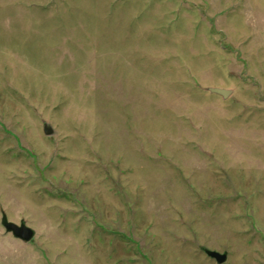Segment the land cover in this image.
<instances>
[{"label": "rangeland", "instance_id": "374dc122", "mask_svg": "<svg viewBox=\"0 0 264 264\" xmlns=\"http://www.w3.org/2000/svg\"><path fill=\"white\" fill-rule=\"evenodd\" d=\"M205 249L264 264V0H0V264Z\"/></svg>", "mask_w": 264, "mask_h": 264}, {"label": "water", "instance_id": "95a60500", "mask_svg": "<svg viewBox=\"0 0 264 264\" xmlns=\"http://www.w3.org/2000/svg\"><path fill=\"white\" fill-rule=\"evenodd\" d=\"M209 91L214 94L222 95L224 98H228L232 94V90L219 87H211ZM44 132L47 135H51L54 133V129L49 123H45ZM2 223L7 232L12 233L16 238L21 239L25 243L32 241L36 235V231L32 227L28 226L25 222L17 224L15 222L9 221L8 218L4 216ZM204 251L209 257L215 259L218 264H223L228 259L227 252L221 253L211 249H205Z\"/></svg>", "mask_w": 264, "mask_h": 264}]
</instances>
